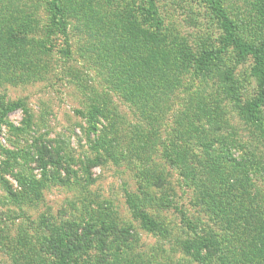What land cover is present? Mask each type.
<instances>
[{
  "label": "rangeland",
  "instance_id": "rangeland-1",
  "mask_svg": "<svg viewBox=\"0 0 264 264\" xmlns=\"http://www.w3.org/2000/svg\"><path fill=\"white\" fill-rule=\"evenodd\" d=\"M29 2L38 6L40 19L35 46L46 52L19 66L0 57V111L20 103L0 129V264H54L44 246L50 229L69 222L83 228L92 219L115 230L104 252L92 245L74 264H264L255 242L264 219L240 221V198L225 192L223 180L224 174L238 177L232 191L264 212V138L241 111L258 95V79L252 57L241 59L232 46L223 47V30L207 4L156 0L162 32L177 33L192 52L222 50L205 76L189 66L165 97V109L150 116L143 111L147 104L140 106L138 96L133 100L100 64L106 41L100 23L114 13L140 19L142 0H63L70 54L63 51V35L46 32L47 0ZM222 3L245 40H264L257 0ZM95 107L102 109L97 129L90 124ZM261 114L264 120V107ZM178 147L189 159L174 166L165 153L177 155ZM37 148L48 162L45 174ZM228 152L242 161L239 168ZM128 195L140 197L160 230L143 226ZM204 238L210 247L201 256L185 249L187 240Z\"/></svg>",
  "mask_w": 264,
  "mask_h": 264
},
{
  "label": "trees",
  "instance_id": "trees-1",
  "mask_svg": "<svg viewBox=\"0 0 264 264\" xmlns=\"http://www.w3.org/2000/svg\"><path fill=\"white\" fill-rule=\"evenodd\" d=\"M201 1L207 4L211 14L217 19L223 30V47L232 46L241 59H246L249 56L253 59V73L258 79L259 93L246 107L242 106L241 111L247 117L246 119L261 131V136L264 138V120L261 114L262 107H264V40L259 43L245 40L238 33L236 23L224 9L222 0ZM92 5H88L87 8L91 9ZM36 10H38V6L30 3L29 0H0V57L12 59L18 66L26 64L28 58L30 60L38 58L42 50L35 46L37 41L34 39V34L40 26V19ZM46 10L49 18L46 32L63 35L67 45L63 51L65 54H70L68 20L63 0H47ZM257 13L264 26V0H257ZM111 14H113L112 11L108 12V16ZM100 18L103 19L101 15ZM141 21L147 23L149 28H143L140 24ZM159 23L160 15L156 0H142L140 19L133 13H114L113 18L109 17L106 22L100 23L102 32H99L106 39L100 47L102 57L100 64L108 70L112 78L119 80V87L121 86L130 94L133 100L138 96L141 100L140 106L147 104L143 111L148 110L150 116L161 113V107L165 109L169 92L175 83L181 82L186 71L193 68L196 75L205 76L221 60L222 50V48L211 46L192 52L190 46L186 45L184 39L177 33L162 32L161 28L157 26ZM42 52H46V50ZM231 84L229 83V86ZM147 87L150 90L147 94L148 97L145 96ZM161 96L166 100L148 102L150 99L158 98L159 100ZM19 105L20 103L17 102L8 104L6 107L4 105V109L0 111V129L6 120V115ZM99 114H102V109L95 107L90 115V124L94 129H97ZM15 130L21 131L22 129L17 127ZM178 148L180 149H178L177 155L169 151L165 153L166 158L174 166L181 159H189L187 150L182 147ZM36 154L38 156L37 161L40 162L43 170L46 169L48 162L43 151L37 148ZM227 156L235 168L242 165V161H236L229 152ZM218 164V160H214L216 171L219 172L220 177H223L224 172L222 169L218 170ZM45 173H47L46 170L43 171V174ZM223 180L229 186L225 192H230L231 194H229L233 198H240L235 206L237 209L235 214L240 221L258 223L264 219V212L257 203L246 201L243 195H238V191L235 193L232 191L237 188L238 177L232 178L231 175L224 174ZM34 182L38 183V180L32 179L31 183ZM14 191L12 187L10 194L16 197ZM225 195L227 194L225 193ZM139 198V196L128 195V203L133 214L141 220L146 229L150 231L160 230L162 225L139 204ZM183 216L185 217L184 213ZM98 220L92 219L83 228V225L72 222L66 225H54L44 240L45 250L52 254L54 264H74L77 261L76 256L86 254L92 245L99 252H104L108 245V236L115 228L114 224L110 222L102 221L99 224ZM188 226L195 228V224L189 219ZM205 241L207 242L205 243ZM255 242L259 246L261 255L264 256L263 231L258 233ZM209 247L206 238L202 241L187 240L185 243L187 251L197 252L199 256L202 255V250L206 249L207 251Z\"/></svg>",
  "mask_w": 264,
  "mask_h": 264
}]
</instances>
